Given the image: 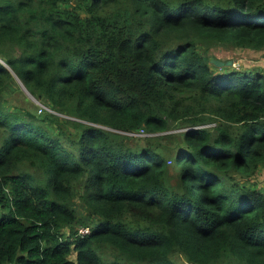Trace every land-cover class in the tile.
Here are the masks:
<instances>
[{
	"label": "trees",
	"instance_id": "trees-1",
	"mask_svg": "<svg viewBox=\"0 0 264 264\" xmlns=\"http://www.w3.org/2000/svg\"><path fill=\"white\" fill-rule=\"evenodd\" d=\"M213 46L264 51V0H0V264H264V73Z\"/></svg>",
	"mask_w": 264,
	"mask_h": 264
},
{
	"label": "rangeland",
	"instance_id": "rangeland-1",
	"mask_svg": "<svg viewBox=\"0 0 264 264\" xmlns=\"http://www.w3.org/2000/svg\"><path fill=\"white\" fill-rule=\"evenodd\" d=\"M211 55H216L219 58L230 59L229 61H232V68H240L241 70H247V71H262L264 73V51H256L251 49H234V50H228L223 47L219 46H213ZM7 107H10L11 109L17 110L20 107L26 106L32 111H37L39 109L38 105L40 107H43V109H46V106H43V104L37 100L24 86V84L18 79L15 78L12 84L4 91L3 93V104ZM40 112V110H39ZM54 128V126H53ZM180 129H172L171 134L178 135V138L180 137ZM140 134L143 136H135L132 135L135 138V141L140 144H145L146 139L148 138H155L157 136H163V134L166 133H158V134H149L145 131H140ZM173 142L175 140H171L169 138H163L162 143L164 145H168L169 147H172ZM178 143V142H177ZM172 158L169 159L168 163L170 165H173ZM175 177V175H174ZM251 181H244L245 183L252 185L251 187H255L259 190H264V168L259 170L257 174H254L250 177ZM179 179L173 178V184H176ZM243 183V182H242ZM73 208L77 211L79 217L83 220H80L79 224L82 223H89L93 224V222L96 221V218H93V216H89L88 212L85 210L83 202L80 200V198L76 197L73 201ZM78 229L83 228V226L78 225ZM68 233V231H67ZM179 263L182 264H191L185 261L183 257L178 259Z\"/></svg>",
	"mask_w": 264,
	"mask_h": 264
},
{
	"label": "built area",
	"instance_id": "built-area-1",
	"mask_svg": "<svg viewBox=\"0 0 264 264\" xmlns=\"http://www.w3.org/2000/svg\"><path fill=\"white\" fill-rule=\"evenodd\" d=\"M44 106V105H43ZM41 109H43V107H41ZM141 131H144V130H141ZM130 135H135V136H143L142 134H140V131L139 132H136V133H130ZM90 233V228L89 227H83V228H80L79 229V234L82 235V236H85L87 234Z\"/></svg>",
	"mask_w": 264,
	"mask_h": 264
},
{
	"label": "water",
	"instance_id": "water-1",
	"mask_svg": "<svg viewBox=\"0 0 264 264\" xmlns=\"http://www.w3.org/2000/svg\"><path fill=\"white\" fill-rule=\"evenodd\" d=\"M211 61L217 66H224V65H231L232 64V61H228L225 63V62L218 60V59H215V58H211Z\"/></svg>",
	"mask_w": 264,
	"mask_h": 264
}]
</instances>
